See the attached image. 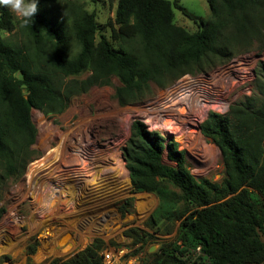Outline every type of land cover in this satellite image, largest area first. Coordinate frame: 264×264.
I'll return each mask as SVG.
<instances>
[{
    "label": "trees",
    "instance_id": "obj_1",
    "mask_svg": "<svg viewBox=\"0 0 264 264\" xmlns=\"http://www.w3.org/2000/svg\"><path fill=\"white\" fill-rule=\"evenodd\" d=\"M206 1L212 18L190 32L176 24L174 8L183 10L176 3L118 0L115 18L107 23L118 49L105 35L97 41L95 13L79 9L69 24L49 15L46 3L57 0H38L33 23L23 28L27 39L14 41L13 16L0 7V163L16 171L23 149L33 144V109L61 114L73 97L108 86L113 77L121 83L115 91L119 105L136 104L152 82L162 87L236 55L263 50L264 0ZM73 42L78 52L70 57ZM86 73L85 79H77ZM256 76L264 81V62ZM200 132L221 153V183L195 178L174 139L149 131L140 121L131 125L122 154L133 191L159 199L145 226L154 228L170 217L181 220L176 243L162 246L145 264H262L264 100L252 103L249 98L230 106L226 114L210 111ZM165 155L175 166L164 163ZM127 205L129 201L120 207L122 214L128 213ZM126 235L135 245L148 236L137 228ZM105 245L96 239L76 255L50 264H103ZM197 247L201 254L194 258Z\"/></svg>",
    "mask_w": 264,
    "mask_h": 264
},
{
    "label": "rangeland",
    "instance_id": "obj_2",
    "mask_svg": "<svg viewBox=\"0 0 264 264\" xmlns=\"http://www.w3.org/2000/svg\"><path fill=\"white\" fill-rule=\"evenodd\" d=\"M117 1L57 0L47 2L46 7L49 15L67 20V24L79 9L95 13L99 24L97 41L100 35L111 41L107 23L115 18ZM168 1L183 8H174L175 21L190 32L197 31L202 21L212 18L206 0ZM15 25L12 39L26 40L23 28L16 21ZM1 34L9 37L6 32ZM111 43L115 49L119 48L118 43ZM77 52L73 42L70 57ZM261 62H264V48L236 55L195 76L187 74L168 81L162 87L152 82L147 95L132 105H119L115 91L121 83L113 77L110 85L95 86L73 97L61 114L45 115L33 109L31 121L36 128L33 144L28 150L23 149L16 171L0 163V264H50L54 260H66L96 239L126 246L131 251L138 246L145 259L150 260L162 246L176 243L181 225L176 217L163 220L154 228L145 226L159 199L133 191L122 154L131 135V125L140 121L149 131L158 132L167 140L174 139L185 152L195 178L221 183L224 167L219 149L200 130V135L192 130L199 129L210 111L226 114L230 106L249 98L252 103L263 101L264 81L256 76ZM185 77L211 79L223 95L198 126L190 122V116L185 117L186 126L182 121L164 126L168 116L158 115L154 105L169 87ZM73 133L76 134L73 136ZM65 134L73 142L65 145L55 162L43 168L29 186L27 173L31 163L50 159L52 156L48 153L59 147L60 136ZM80 137L87 141L85 155L74 152ZM164 163L175 166L166 155ZM83 169L87 175L82 174ZM126 201H129L128 213L122 214L120 207ZM131 228L148 234L143 243L135 245L134 238L126 235Z\"/></svg>",
    "mask_w": 264,
    "mask_h": 264
},
{
    "label": "bare ground",
    "instance_id": "obj_3",
    "mask_svg": "<svg viewBox=\"0 0 264 264\" xmlns=\"http://www.w3.org/2000/svg\"><path fill=\"white\" fill-rule=\"evenodd\" d=\"M222 95L223 91L217 89L215 83L212 82L211 79L185 77L169 87L163 93L162 97H160V101L156 102L154 108L157 110L158 115L162 114L168 116L164 120L165 123L163 122L164 126L175 125L177 121H182V123L186 126L188 125L185 120L186 116H190V122H194L198 126L202 119L206 116L207 111L214 107V104L216 101L220 100L219 98ZM170 132L176 133L175 131ZM192 133L200 135L199 129L192 130ZM75 134L76 133H73L72 135L74 136ZM72 142L73 138L70 137V135H61L59 147L48 153L49 156H52L50 159L45 158V160H38L31 163L27 173L29 186H31L35 176L43 168L45 169L52 162H55L60 150L63 149L65 145ZM86 146L87 141L84 142L80 137L77 140V146L74 147V152L85 155ZM82 174L87 175V172L84 170Z\"/></svg>",
    "mask_w": 264,
    "mask_h": 264
},
{
    "label": "built area",
    "instance_id": "obj_4",
    "mask_svg": "<svg viewBox=\"0 0 264 264\" xmlns=\"http://www.w3.org/2000/svg\"><path fill=\"white\" fill-rule=\"evenodd\" d=\"M177 244L181 245L180 242H177ZM192 253L194 257H197L201 254V247H197ZM100 254L103 264H145V257L141 250L139 251L138 246H136L135 250L131 251L123 245L106 243ZM188 256L186 255V258Z\"/></svg>",
    "mask_w": 264,
    "mask_h": 264
},
{
    "label": "clouds",
    "instance_id": "obj_5",
    "mask_svg": "<svg viewBox=\"0 0 264 264\" xmlns=\"http://www.w3.org/2000/svg\"><path fill=\"white\" fill-rule=\"evenodd\" d=\"M0 7L9 11L20 28L32 24L39 11L38 0H0Z\"/></svg>",
    "mask_w": 264,
    "mask_h": 264
},
{
    "label": "water",
    "instance_id": "obj_6",
    "mask_svg": "<svg viewBox=\"0 0 264 264\" xmlns=\"http://www.w3.org/2000/svg\"><path fill=\"white\" fill-rule=\"evenodd\" d=\"M207 117V116H206ZM199 130H200V126H199ZM125 161V160H124Z\"/></svg>",
    "mask_w": 264,
    "mask_h": 264
}]
</instances>
